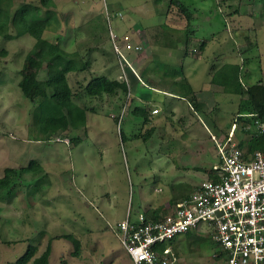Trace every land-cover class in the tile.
<instances>
[{"label": "rangeland", "instance_id": "1", "mask_svg": "<svg viewBox=\"0 0 264 264\" xmlns=\"http://www.w3.org/2000/svg\"><path fill=\"white\" fill-rule=\"evenodd\" d=\"M23 1L39 4V0H12V11ZM51 1V5L41 6L53 13L39 35L0 36V51L5 49L0 54V176L6 167L14 169L11 188L0 195V264H16L29 244L36 246L34 256H38L48 241L47 264H131L115 224L127 209L134 218L164 197L167 189L149 174L150 168L159 163L165 169L168 164L156 160H177L185 154L181 150L186 146L187 156L203 157L201 165L210 169L217 160L215 140L232 129L239 96L210 82L208 85L210 70L238 63L245 73L244 83H264V0H179L193 12L189 35L182 12L171 0ZM136 25L139 31L126 33L131 45L139 38L153 44L162 32L177 39L173 42L179 47L189 38L182 71L193 88L208 86L198 96L205 106L202 121L187 115L183 121L165 116L163 125L156 128L158 136L150 138L141 115L136 117L138 126L132 123L127 129L125 118L131 115L129 106L135 104L131 102L132 87L130 90L126 84V92L118 90L117 97L86 94L84 87L93 74L129 82V72L140 75L142 64L138 63L144 52L131 51L134 54L120 65L109 41V30L121 36L126 30H136ZM9 33L15 34L11 26ZM148 51L146 59L154 58L152 50ZM48 63L65 72L74 92L72 99L84 107L86 119L83 126L45 137L35 120L42 109L22 95L18 81L23 75L44 80ZM157 63V68L173 75L181 61ZM124 101L128 106L117 131L114 114ZM242 125L237 122L233 128L236 141L250 137ZM72 137L79 138L77 144ZM199 145L207 152L198 153ZM31 160L40 167L28 170ZM59 234L78 238L77 256L71 254L74 242L54 238ZM175 241L165 246L188 264L206 263L215 250L206 233L199 231L198 235H178Z\"/></svg>", "mask_w": 264, "mask_h": 264}, {"label": "built area", "instance_id": "2", "mask_svg": "<svg viewBox=\"0 0 264 264\" xmlns=\"http://www.w3.org/2000/svg\"><path fill=\"white\" fill-rule=\"evenodd\" d=\"M109 41L120 65L128 60L126 52L141 49L131 45L126 34L117 36L112 30ZM127 106L124 101L114 114L117 131ZM231 126L225 137L215 140L217 160L210 168L211 175L188 197L168 203L155 219L147 218L144 209L131 218L127 209L115 224L131 264H188L165 243L176 242V236L182 234L198 235V231L206 233L215 245L204 264H264V150L248 151L246 145L239 146L233 137L236 123ZM254 129L264 135V122L255 120ZM62 140L67 143V138Z\"/></svg>", "mask_w": 264, "mask_h": 264}, {"label": "trees", "instance_id": "3", "mask_svg": "<svg viewBox=\"0 0 264 264\" xmlns=\"http://www.w3.org/2000/svg\"><path fill=\"white\" fill-rule=\"evenodd\" d=\"M178 9L182 12L187 27L185 32L187 35L191 33L190 22L193 17V12L179 0H171ZM51 0H39V4L24 2L12 11V0H0V36L3 39L29 34L37 36L42 31L45 24L49 20L52 10H42L41 6L51 5ZM9 26L15 29V34L9 33ZM190 30V31H188ZM185 33V34H186ZM189 38H185V45ZM205 41L200 44V49H203ZM187 48V47H186ZM185 48V53L187 49ZM5 49L0 51L4 54ZM246 59V58H245ZM47 76L44 80H35L27 75L21 76L18 81V87L24 97L42 109V112L36 115V122L41 134L45 137L58 131L66 130L68 127L76 129L85 124V109L73 101L74 92L68 84L65 72L57 68L52 63L46 64ZM182 68L174 69V75L183 74ZM210 74V83L220 86L225 93H232L239 96L237 109L235 112V123L241 122L242 129L245 135H250L248 139L239 141V146L247 147L248 151L257 149L264 150V135L258 134L254 129V121L264 122V83L258 81L252 84H246L243 79L245 75L241 64L226 63L217 69L214 68ZM174 89L178 95L191 99L195 110H201V102L195 100L192 88L185 77H180L178 81L173 83ZM86 94L92 97L114 95L119 91L126 92V82L119 81L115 78H109L106 75L93 74L85 85ZM139 114L146 118L147 112L145 107H137ZM232 122V123H233ZM230 123V124H232ZM245 126H247L245 128ZM249 127V128H248ZM245 128V129H244ZM148 132V133H147ZM151 129L146 131V135L151 134ZM48 139V138H46ZM79 138L72 137L73 144L78 143ZM123 140V138H122ZM64 142V141H63ZM66 143V142H65ZM34 167H40L35 160L29 161L27 169L34 171ZM14 169L11 167L4 168L2 176H0V195L6 188H11L12 175ZM208 170V175L210 174ZM145 215L147 218H158L152 210L146 209ZM64 237L74 242L75 249L72 251L73 256L78 255L80 242L73 234H59L54 238ZM50 241L47 242L45 249L38 255L34 256L36 246L29 244L26 250L16 259V264H47L50 254Z\"/></svg>", "mask_w": 264, "mask_h": 264}, {"label": "crops", "instance_id": "4", "mask_svg": "<svg viewBox=\"0 0 264 264\" xmlns=\"http://www.w3.org/2000/svg\"><path fill=\"white\" fill-rule=\"evenodd\" d=\"M137 26L139 25H136V30H130V31L126 30L124 33L125 34L135 33L139 31L140 28H138ZM169 34L167 32L168 36H166L165 32H162V37L156 38L153 44H149L148 42H145L144 38H141V39L139 38V40L137 39L138 42L134 40L135 44L137 43V45L140 46L141 52H144V55H143L144 57L140 59L138 63L139 65L142 64L141 66L142 69L140 71L139 76L129 72L132 85H130L131 82H129L127 78H126L127 80H125L130 90L132 87L131 102L133 103L135 102L133 106L131 105L132 107L129 106V111L131 115L125 118L129 122V124H127V129L130 128V125L132 123L138 126L136 123V117L140 115L139 114L140 111L137 107L138 106L145 107L147 116L146 118H143L142 116L141 117L143 118V124L148 126L146 131L148 129H151L152 131L150 134L151 135L150 138L156 135L157 133L156 128L163 125V120L165 116L166 118H169V119L179 117L180 121H183L184 115H187V118L196 117L197 120L200 122V120L202 121L201 116L205 115L204 114V110H205L204 102L201 101V99H199L198 96L199 94L204 92L203 90H205V88L208 87L207 85H205V87L203 86L200 87V89L199 88L195 89L190 85L192 88L195 100L202 103L201 110H195L191 102V99L189 98L190 96L183 97V96L178 95V92L174 89L173 84H172L174 81H178L180 77H185V76L183 74H181L180 76L174 75V74L169 75L165 73L168 71L163 72L160 70V68H157V66H159V63H157L158 61H161V60L170 61L171 59H174L176 64H179L181 61V63L179 64L180 65L179 67L182 68V60H183L182 57H185L187 55V52L186 53L184 52L186 45L184 44V46H180V47H179V44L177 43L176 44L178 46L175 45L173 41L175 40L176 42L177 39L172 40L173 37H171ZM131 38L133 40L132 34H131ZM149 48L152 50V54L154 55V58L150 56L149 58L147 57L146 59L145 56L149 52L148 51ZM131 54H134V52L132 53L131 51L126 52L128 60ZM134 56L139 58L137 54H135ZM130 69L132 68L130 67ZM150 71H152L153 75L149 73ZM181 72L183 73V71ZM185 79L187 80L186 77ZM209 81H210V78H209ZM209 81H208V85L210 84ZM114 96L115 97L119 96V93L114 94ZM155 102H159L160 104H163L164 106H161L159 105V103H155ZM154 109H156L155 112H154ZM193 124L194 122L191 123V126H193ZM197 151L198 153H201V152L205 153L207 152V149L205 150L204 145L202 146L199 145V148ZM187 152L188 150H187V147L185 146V148L181 150V153H185V154H183L181 158L178 157L177 160L168 161V158L167 159L158 158L156 161H161L163 163L166 162L168 164V166L165 169H163L164 164H159V163H156L154 167L150 168L149 174H151L152 176L157 178L159 181H161V182L157 181V183L161 184L162 188L164 187V189H167V192H165V195L162 198V200L157 201L154 204H148L144 210L146 209L152 210L155 214L158 213L159 211H162L168 203L177 202L184 197H188V195L196 189L198 183L207 177L209 168L208 169L204 168L201 165V159H203V157L201 158V156H199V158H197L196 156H192V157L190 155L187 156L188 155ZM216 159H217V155H216ZM158 189H161V188L158 187Z\"/></svg>", "mask_w": 264, "mask_h": 264}]
</instances>
